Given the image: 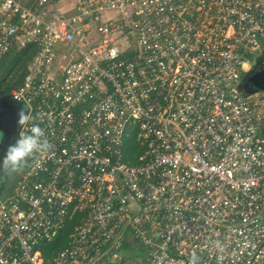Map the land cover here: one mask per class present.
<instances>
[{"label": "built area", "instance_id": "built-area-1", "mask_svg": "<svg viewBox=\"0 0 264 264\" xmlns=\"http://www.w3.org/2000/svg\"><path fill=\"white\" fill-rule=\"evenodd\" d=\"M52 4L0 0V60L30 58L19 134L49 144L0 197V264H264V90H238L264 0Z\"/></svg>", "mask_w": 264, "mask_h": 264}, {"label": "rangeland", "instance_id": "rangeland-1", "mask_svg": "<svg viewBox=\"0 0 264 264\" xmlns=\"http://www.w3.org/2000/svg\"><path fill=\"white\" fill-rule=\"evenodd\" d=\"M263 61H264V55H259V54H257L254 58L250 60L251 71L248 74L245 73L243 75L244 77L240 79L239 84H238V90L240 91V93L244 95H250L251 93H254V92H251L252 91L251 89H246V86L248 84L247 79L249 76H251L253 73L256 72L258 66ZM13 67L16 68L12 60H9V59L0 60V90L1 92L5 91V95H7L8 97L9 106L13 108L15 112H18L19 111L18 108H20L19 105L11 99L9 94H7L8 93L7 90L10 84L12 83L11 80L13 79V76H14L13 70H12ZM18 121L19 120H17V123ZM20 126L21 125L19 123L16 124L11 135H5L3 134V132L0 131V158L3 157L8 146L10 144H13L15 140L18 138ZM30 158L27 160V162L30 160ZM17 173L18 171L15 173H9L7 171H0V197L3 196L6 192H8V190L10 189L12 185V182L14 181L15 175H17ZM130 255L132 257L140 256L138 252H130Z\"/></svg>", "mask_w": 264, "mask_h": 264}, {"label": "clouds", "instance_id": "clouds-1", "mask_svg": "<svg viewBox=\"0 0 264 264\" xmlns=\"http://www.w3.org/2000/svg\"><path fill=\"white\" fill-rule=\"evenodd\" d=\"M27 111H22L18 123L24 127L25 123L32 120ZM44 133L37 124H31L27 132H20L13 144H10L0 158V171L15 173L19 171L27 160L37 152H44L49 149V144L44 140ZM189 264H198V256L193 253Z\"/></svg>", "mask_w": 264, "mask_h": 264}, {"label": "trees", "instance_id": "trees-1", "mask_svg": "<svg viewBox=\"0 0 264 264\" xmlns=\"http://www.w3.org/2000/svg\"><path fill=\"white\" fill-rule=\"evenodd\" d=\"M23 54L18 53L14 56H7L3 60L9 59L13 61V64L16 66V68L13 67V79L11 80L12 83L10 84L8 88V93L11 92L13 88H15L17 85L21 84L22 81L25 78L26 72H27V65L30 61V58L22 59ZM5 95V91L1 92L0 90V97ZM126 153H128L132 158L136 159L138 155H140L143 152V148L140 147L139 142L136 140V134L134 133L127 141H126V147H125ZM74 222H71L64 230L60 232L58 237L51 243L45 244L42 247L43 256L45 259L52 258L56 253H58L61 249H63L68 241L70 234L73 231ZM125 251L130 252H138L140 254L139 257H142L143 251L141 248H138L131 244H126Z\"/></svg>", "mask_w": 264, "mask_h": 264}, {"label": "water", "instance_id": "water-1", "mask_svg": "<svg viewBox=\"0 0 264 264\" xmlns=\"http://www.w3.org/2000/svg\"><path fill=\"white\" fill-rule=\"evenodd\" d=\"M250 73V72H248ZM246 73V74H248ZM260 78L258 86L253 89L251 92H256L259 90H264V70L262 72H257V75ZM246 91V89H245ZM250 92V93H251ZM20 107V106H19ZM19 111L15 112L13 108L9 106L7 95L0 97V131L5 135H11L16 124L19 120L20 113L22 112L21 107L18 108ZM122 264H144L143 260H135L130 263L123 262Z\"/></svg>", "mask_w": 264, "mask_h": 264}, {"label": "flooded vegetation", "instance_id": "flooded-vegetation-1", "mask_svg": "<svg viewBox=\"0 0 264 264\" xmlns=\"http://www.w3.org/2000/svg\"><path fill=\"white\" fill-rule=\"evenodd\" d=\"M263 55H264V54H263ZM263 70H264V61L260 63V65L258 66L256 72L253 73L251 76L248 77V79H247L248 84H247V86H246V89H251V90H253V89H255V88L258 86L259 82H261V81H260V78H259L258 76H256V75H257V72H262ZM250 71H251V70H250ZM250 71H249V72H250ZM243 77H244V76H242V78H243ZM25 165H26V164H25ZM25 165L21 168V170L25 167ZM21 170H19L18 173H19ZM18 173H17V174H18ZM15 177H16V175H15Z\"/></svg>", "mask_w": 264, "mask_h": 264}, {"label": "crops", "instance_id": "crops-1", "mask_svg": "<svg viewBox=\"0 0 264 264\" xmlns=\"http://www.w3.org/2000/svg\"><path fill=\"white\" fill-rule=\"evenodd\" d=\"M27 4H32L33 0H22ZM75 0H53L52 8L55 10L66 11L73 7Z\"/></svg>", "mask_w": 264, "mask_h": 264}]
</instances>
